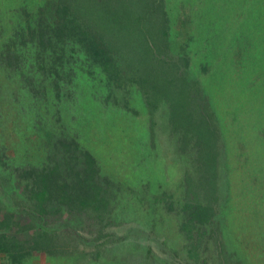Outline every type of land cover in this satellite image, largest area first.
I'll return each instance as SVG.
<instances>
[{
  "label": "rangeland",
  "instance_id": "374dc122",
  "mask_svg": "<svg viewBox=\"0 0 264 264\" xmlns=\"http://www.w3.org/2000/svg\"><path fill=\"white\" fill-rule=\"evenodd\" d=\"M44 1L0 0V156L13 167L41 163L51 139L37 128L46 124L77 138L117 194L113 222L101 230L110 240L96 253L105 238L94 240L97 227L84 224L72 241L80 253L39 252L15 263L0 251V264H222L210 242L197 259L188 256L179 209L192 154L178 152L165 108L150 115L129 87L103 100L106 91L95 96L75 78L56 100L50 87L22 86L6 64L9 38ZM166 9L172 53L188 55L220 132L214 225L227 264H264V0H166Z\"/></svg>",
  "mask_w": 264,
  "mask_h": 264
},
{
  "label": "trees",
  "instance_id": "16d2710c",
  "mask_svg": "<svg viewBox=\"0 0 264 264\" xmlns=\"http://www.w3.org/2000/svg\"><path fill=\"white\" fill-rule=\"evenodd\" d=\"M4 52L6 64L21 73L22 86L50 87L56 100L75 78L93 86L95 96L106 91L103 100L117 101L113 96L129 87L150 115L165 108L178 152L192 154L179 209L188 256L197 259L210 242L227 264L229 254L214 225L220 132L206 94L189 76L188 55L172 53L166 0H45ZM37 129L51 139L41 163L13 167L0 156V251L15 263L39 252L80 253L72 241L87 224L97 227L94 240L105 238L97 253L110 240L101 230L113 222V182L77 138L58 137L47 124Z\"/></svg>",
  "mask_w": 264,
  "mask_h": 264
}]
</instances>
